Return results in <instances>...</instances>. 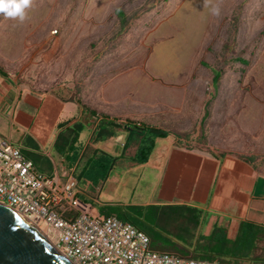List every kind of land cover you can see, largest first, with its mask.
<instances>
[{"label":"rangeland","instance_id":"rangeland-1","mask_svg":"<svg viewBox=\"0 0 264 264\" xmlns=\"http://www.w3.org/2000/svg\"><path fill=\"white\" fill-rule=\"evenodd\" d=\"M0 70L32 92L78 102L90 118L157 128L176 147L249 159L264 172V0H30L23 20L0 12ZM137 136L128 144L127 134L110 171L122 186L102 182L99 202L136 195ZM126 208L105 211L120 218Z\"/></svg>","mask_w":264,"mask_h":264},{"label":"crops","instance_id":"crops-1","mask_svg":"<svg viewBox=\"0 0 264 264\" xmlns=\"http://www.w3.org/2000/svg\"><path fill=\"white\" fill-rule=\"evenodd\" d=\"M63 118L65 122L57 127V121ZM99 119L90 118L77 102L62 100L50 93L32 92L0 76V136L21 152L35 157V162L31 161L39 173L57 175L62 181L67 173L73 175L77 180L79 200L99 206L92 212L81 202L90 215L106 216L107 205L121 208L185 205L201 211L200 231L204 236H208L214 226L225 229L229 240L235 239L241 223L264 229V172L235 156L217 157L176 147L170 136L157 139L147 162L139 165L142 167L140 184L138 189L135 186L136 195L133 194L129 204L99 202L104 184L93 185L79 177L84 159L68 166L54 150V142L64 125L81 122L84 125L79 136L81 152L86 151L87 154L91 148L120 161L124 157L120 148L127 132L113 126V137L93 142ZM84 131L90 132L85 141L82 140ZM109 180L111 192L122 186L116 173H110L106 182ZM261 242H264V235L257 248ZM258 253L256 249L250 260L239 261L238 264H264V252L263 255Z\"/></svg>","mask_w":264,"mask_h":264},{"label":"built area","instance_id":"built-area-1","mask_svg":"<svg viewBox=\"0 0 264 264\" xmlns=\"http://www.w3.org/2000/svg\"><path fill=\"white\" fill-rule=\"evenodd\" d=\"M77 193L73 175L62 181L39 173L0 136V205L34 227L71 264H226L153 249L149 237L131 223L87 213Z\"/></svg>","mask_w":264,"mask_h":264},{"label":"trees","instance_id":"trees-1","mask_svg":"<svg viewBox=\"0 0 264 264\" xmlns=\"http://www.w3.org/2000/svg\"><path fill=\"white\" fill-rule=\"evenodd\" d=\"M117 13L122 17L120 10ZM0 75L5 76L1 70ZM218 79L219 75L217 74L213 83H216ZM113 124L107 118L101 117L98 120L93 142H101L110 138L115 130ZM64 126L54 142L55 152L63 157L68 166L84 159L79 173V177L83 181L93 185L106 181L118 158L92 149L87 154L86 151L81 152L82 145L79 143V136L84 130V125L81 122H76L70 126ZM124 130L128 134V144L133 134L140 138L134 155L131 157L132 161L138 164L147 162L157 139L169 136L163 130L142 125L128 124L124 126ZM128 144L123 146L124 152L128 149ZM22 154L35 162V157L32 155L25 152ZM244 161L251 164L249 159H244ZM113 214L108 213L106 216ZM120 214V218L116 214L114 216L123 222L131 223L144 232L149 237L153 249L175 252L193 259L220 261L226 264H238L239 261L250 260L253 252L257 249L258 241L264 235L263 228L241 223L234 240L227 239L225 229L218 226H214L210 234L204 236L200 231L201 211L185 205L128 206ZM159 230L164 235L161 236L162 243H159L161 240Z\"/></svg>","mask_w":264,"mask_h":264},{"label":"water","instance_id":"water-1","mask_svg":"<svg viewBox=\"0 0 264 264\" xmlns=\"http://www.w3.org/2000/svg\"><path fill=\"white\" fill-rule=\"evenodd\" d=\"M114 127H121L113 124ZM0 264H71L17 214L0 205Z\"/></svg>","mask_w":264,"mask_h":264},{"label":"clouds","instance_id":"clouds-1","mask_svg":"<svg viewBox=\"0 0 264 264\" xmlns=\"http://www.w3.org/2000/svg\"><path fill=\"white\" fill-rule=\"evenodd\" d=\"M30 5V0H0V12H3L7 17L25 18V9ZM213 15H219V9L213 7L211 9Z\"/></svg>","mask_w":264,"mask_h":264}]
</instances>
